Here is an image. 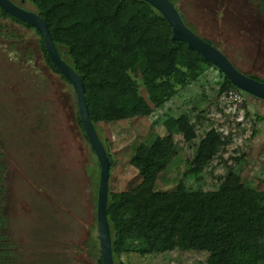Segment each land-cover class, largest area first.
<instances>
[{
    "label": "rangeland",
    "instance_id": "1",
    "mask_svg": "<svg viewBox=\"0 0 264 264\" xmlns=\"http://www.w3.org/2000/svg\"><path fill=\"white\" fill-rule=\"evenodd\" d=\"M34 11L27 0H16ZM184 22L211 41L247 76L264 81V12L251 0H172ZM226 76L209 67L184 84L170 83L174 93L160 106L151 101L141 77V95L152 112L101 121L114 165L108 186L123 192L141 181L130 160L136 146L167 147L171 159L155 190L178 186L214 191L234 173L264 193V101L235 89L222 90ZM181 115L194 137L184 139L176 125ZM221 144L202 171L187 174L194 150L210 130ZM0 173L4 199L0 209L12 264H98L96 225L99 166L77 123L72 86L45 63L34 29L0 17ZM126 264H207L203 250L142 251L126 244ZM264 264V263H263Z\"/></svg>",
    "mask_w": 264,
    "mask_h": 264
},
{
    "label": "trees",
    "instance_id": "2",
    "mask_svg": "<svg viewBox=\"0 0 264 264\" xmlns=\"http://www.w3.org/2000/svg\"><path fill=\"white\" fill-rule=\"evenodd\" d=\"M27 1L46 21L58 52L83 80L89 116L105 147L110 172L114 160L97 124L152 112L135 77H141L150 101L160 106L174 93L171 80L184 84L213 67L186 42L174 40L166 18L143 0ZM251 1L264 12V0ZM0 17L34 29L1 8ZM35 32L46 65L67 81ZM224 79L222 90L232 88L245 94L226 76ZM256 119L264 120V114H256ZM77 123L86 138L78 112ZM176 125L185 141L191 142L194 131L187 117H178ZM220 144L217 132H207L194 150L187 174L200 173ZM170 159L167 147L153 149L140 143L130 160L141 176L140 183L128 191L108 190L113 263L126 264L120 254L130 241L143 246L142 251L161 252L175 247L207 251V264H263L264 193L243 184L231 172L214 191L183 186L171 193L155 190L157 177ZM1 182L0 173V209L4 199ZM2 226L0 214V264H12ZM98 264H102L101 257Z\"/></svg>",
    "mask_w": 264,
    "mask_h": 264
},
{
    "label": "water",
    "instance_id": "3",
    "mask_svg": "<svg viewBox=\"0 0 264 264\" xmlns=\"http://www.w3.org/2000/svg\"><path fill=\"white\" fill-rule=\"evenodd\" d=\"M24 1V0H22ZM158 10L172 27V38L181 40L195 49L203 58L222 71L231 83L245 94L264 101V81L247 76L214 45L200 37L184 22L181 12L171 0H143ZM0 8L15 18L31 25L40 34L46 52L58 71L72 86L79 119L85 136L94 151L99 164V178L96 200V225L102 264H114L111 249L110 226L107 219L108 181L110 161L105 147L90 119L85 99L84 83L79 74L63 59L52 41L46 21L35 11L25 9L12 0H0Z\"/></svg>",
    "mask_w": 264,
    "mask_h": 264
},
{
    "label": "flooded vegetation",
    "instance_id": "4",
    "mask_svg": "<svg viewBox=\"0 0 264 264\" xmlns=\"http://www.w3.org/2000/svg\"><path fill=\"white\" fill-rule=\"evenodd\" d=\"M13 2H15L16 4H18V5H20L19 3H17V1L16 0H12ZM22 1V0H21ZM21 6V5H20Z\"/></svg>",
    "mask_w": 264,
    "mask_h": 264
}]
</instances>
